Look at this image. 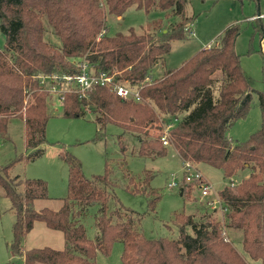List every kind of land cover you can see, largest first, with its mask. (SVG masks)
<instances>
[{
    "label": "trees",
    "instance_id": "trees-1",
    "mask_svg": "<svg viewBox=\"0 0 264 264\" xmlns=\"http://www.w3.org/2000/svg\"><path fill=\"white\" fill-rule=\"evenodd\" d=\"M186 1L0 0V31L4 36V45L0 46V138L8 139L11 119L21 118L26 145L35 148L28 157L41 155L40 146L46 142L47 122L52 115L49 88L63 83L59 76L76 72V60L85 58L94 72L137 88L143 100L124 99L108 86L94 85L85 95L65 92L64 117L93 112L100 125L114 124L133 134L139 142L140 156L165 155L172 147L182 161L211 165L222 170L225 178L250 170L240 182L231 181L219 191L226 209L223 218L175 212L178 237L148 238L139 230L141 215L120 206V183L108 161L103 173L87 177L77 157L62 155L68 164V193L58 209L35 208L36 200L49 196L47 181L11 177L10 169L17 160L0 164V186L16 215L11 248L23 257L24 264H101L98 252L109 255L118 240L123 243V264H250L229 238V230L239 233L243 250L264 264L261 93L260 128L244 141L235 142L228 135L231 126L247 116L254 92L236 52L239 24L229 25L215 45L199 50L179 67L168 68L158 76L153 72L170 52L172 41L185 39L188 34L184 21L193 18L185 14ZM131 5L147 13L174 12L171 14L181 20L162 32L138 33L131 28L128 33L109 34L108 15L123 17ZM49 29L59 38L60 46L46 40ZM259 29L264 33L263 23ZM164 136L168 146L163 143ZM119 142L125 152L122 138ZM125 175V189L145 196L154 211L163 194L151 186V177L138 181L135 174L126 171ZM180 185L182 195L199 187L198 181L183 180ZM110 200L116 204L112 209ZM94 205L98 207L94 213L97 233L92 239L84 220ZM37 221L61 231L64 247L23 250V242Z\"/></svg>",
    "mask_w": 264,
    "mask_h": 264
},
{
    "label": "rangeland",
    "instance_id": "rangeland-1",
    "mask_svg": "<svg viewBox=\"0 0 264 264\" xmlns=\"http://www.w3.org/2000/svg\"><path fill=\"white\" fill-rule=\"evenodd\" d=\"M171 13L174 14V12L163 10H152L147 13L144 9L131 5L123 17L108 15V33L111 35L118 32L128 33L131 28L138 33L162 32L181 20L179 16ZM185 14L193 18L184 21L186 28L189 29L186 38L172 41L170 52L162 62L155 65L153 72L158 76L168 68L179 67L183 61L199 50L215 45L220 34L229 25L238 23L240 35L236 42V52L241 56L243 70L254 92L252 106L247 116L238 119L231 126L228 135L235 142L244 141L260 128L262 120L259 95L261 93L264 96V33L260 31L259 25L264 24V0L258 2L255 0H187ZM45 38L56 46L61 45L59 38L50 29ZM3 45L4 36L0 31V46ZM49 90L52 115L47 122L46 142L40 146L43 150L41 155L34 158L28 157L35 148H29L26 145L24 121L21 118L11 119L8 125V139L0 138V164L17 160L10 169L11 177L42 178L47 181L49 196L47 199L36 200L34 204L36 209L60 208L62 198L68 193L69 172L68 164L61 156L70 153L81 161L87 177L103 173L108 161L114 171L113 176L120 183L117 187L120 206L124 205L141 215L138 221L139 230L145 237H178L179 228L173 220L175 212L192 213L197 218L203 214L223 218L226 209L221 205L219 191L231 181L237 184L250 173L249 169H245L232 178H225L222 170L218 168L205 163L197 166L191 162L198 167L208 181L210 194L203 196L201 188L197 186L191 191H185L186 194L182 195L181 185L175 187L170 185V182H180L184 164L188 161H182L174 148L169 147L167 154L161 156H140L139 142L133 134L124 132L121 127L114 124L109 123L106 127L100 125L93 112L87 111L83 116L76 118L63 116L61 94L76 91L73 86L63 82L59 84L57 91H52L50 88ZM120 135L126 147L125 152L121 150ZM123 161L125 162L121 165L120 162ZM122 167H124L123 170ZM126 171L135 174L138 181L147 176L151 177V186L162 192L163 196L154 211L149 209L145 196L125 189L128 182ZM188 193H191L189 197ZM108 205L112 209L116 204L110 200ZM97 208L96 205L92 206L84 220L88 237L92 239L97 233L94 225V213ZM15 219L11 201L5 197L3 188L0 186V264H24L23 257L11 248ZM227 234L250 264H261L260 260L252 259L243 250L239 233L229 230ZM64 245L65 237L61 231L50 229L43 222L37 221L23 242V250L43 246L60 249ZM122 251L123 243L118 240L114 243L109 255L98 252L97 261L101 264H123Z\"/></svg>",
    "mask_w": 264,
    "mask_h": 264
},
{
    "label": "built area",
    "instance_id": "built-area-1",
    "mask_svg": "<svg viewBox=\"0 0 264 264\" xmlns=\"http://www.w3.org/2000/svg\"><path fill=\"white\" fill-rule=\"evenodd\" d=\"M191 34H193V32H191ZM102 35L103 33L99 35V38ZM76 64V72L69 75L66 74L63 76H59L60 81L63 80V82H66L68 85L73 86V89H76V91L72 90L71 92H75L80 95H85L86 91L92 86L101 85L110 87L113 91L117 93L118 96L124 99H134L136 101L143 100L137 88L131 87L123 83L115 82L113 76L107 75L105 73L98 74L94 72L85 58H79L78 60H76ZM55 78H58V76H56ZM52 87L50 88L52 89V91H57L58 85H53ZM61 98L63 100L64 94H61ZM168 128L169 126H167L165 130L167 131ZM162 139L163 143L167 145L168 140L166 139V137L164 136ZM183 169V177L180 182L172 181L170 182V185L175 187L180 186L183 180L187 183L198 181L202 195L208 196L210 194V186L208 185V181L205 179L199 169L190 162H185Z\"/></svg>",
    "mask_w": 264,
    "mask_h": 264
},
{
    "label": "water",
    "instance_id": "water-1",
    "mask_svg": "<svg viewBox=\"0 0 264 264\" xmlns=\"http://www.w3.org/2000/svg\"><path fill=\"white\" fill-rule=\"evenodd\" d=\"M258 16H259V17H261V14H260V13H258Z\"/></svg>",
    "mask_w": 264,
    "mask_h": 264
},
{
    "label": "crops",
    "instance_id": "crops-1",
    "mask_svg": "<svg viewBox=\"0 0 264 264\" xmlns=\"http://www.w3.org/2000/svg\"><path fill=\"white\" fill-rule=\"evenodd\" d=\"M182 63H183V62H182ZM182 63H181V64H182ZM175 68H176V67H175ZM31 231H32V230H31ZM28 235H29V234H28Z\"/></svg>",
    "mask_w": 264,
    "mask_h": 264
}]
</instances>
